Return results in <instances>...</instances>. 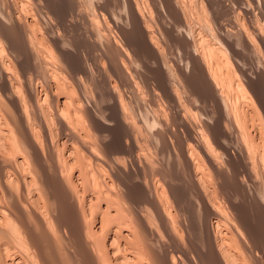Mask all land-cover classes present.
Returning a JSON list of instances; mask_svg holds the SVG:
<instances>
[{
	"label": "bare ground",
	"instance_id": "6f19581e",
	"mask_svg": "<svg viewBox=\"0 0 264 264\" xmlns=\"http://www.w3.org/2000/svg\"><path fill=\"white\" fill-rule=\"evenodd\" d=\"M5 1L0 0V44H1L2 40H5L7 42V38H6L7 35H4L5 33H3V30H6L4 28V27H6L5 24L11 23L12 26H14L16 29L19 30L18 36H20V38L23 39V45H21L22 47L18 46V50L21 48V50H23L25 52L24 54H26V56H28V62H29V64H27L28 67L29 68L30 67L35 68V70H36L37 64H39V65L41 64L39 66L41 68L43 66L47 65V64L43 65V62H44V60H45V62H47L46 61L47 58H45V54H46V52H48V50L46 52L44 50L45 54H43L41 52V51H43V48L45 49V46L41 45V44H44L43 43L44 38H40V35L38 36V34H37V33H39V32H37V30L40 28H38L36 30V27L39 24L38 19H40V18L37 19V17H40L41 15L39 16V14H38V16H37V14H33L34 16L33 15H32L33 17L30 16V17H32L30 19L28 17H25L28 14L24 15V12H25V11H23L24 9H22V11H21V12H23V14L18 10V7L15 6L16 3L14 4V7L11 5L10 9H9L8 8L9 3H7L8 0L6 2ZM114 1H112V2H114ZM190 1H193V0H190ZM197 1L198 0H196V2ZM206 2H205V4H206ZM5 3H6V5L8 4L7 5L8 7L5 5ZM12 3L13 2H11L10 4H12ZM119 3L121 4V7H119L120 11L118 12V14H114V16L118 17L117 15H119L120 18L119 17L118 18L122 19L123 18L122 15H124L126 17V19H125L126 21H128V20L130 21L132 18V20L135 21V23H137L138 29L141 30L140 33L144 37V42L146 43L145 46L147 45L149 48V55L148 54H146V55H148L149 56L148 58H150L151 60L148 59V62L152 61L153 65L156 66V68L152 67L154 69V71H156V73L154 72V77H152V80L155 78L154 80L156 82H158L157 84L155 83L157 86H154V87H156V88L158 87V89H160V91L162 90V92L159 91V93H158L159 97H160V93H161V97H163V98L166 97L170 101V103H172V105L176 106V108L178 110V112L177 111L176 112H177V114H179V116L183 120V122H184L183 124H185V126L182 125L184 127L183 131H184V133L187 134L186 137H188V139L185 137L186 138L185 140H187L189 142H190V140L194 141L195 143L197 142V143H199L200 147L203 149V148L208 147L206 145H208V139H210V138H208V134H209L208 132H210L211 133L210 135H211V137H213V139H215V142L217 141L218 143H226L227 140L229 139V135L231 134L230 124L232 122H234L236 124L235 129L238 128L237 129L238 133H239L238 137L241 136L239 138H242L241 139L242 141L241 140L240 141L242 143H244L246 145L248 151H250L249 155L251 154L252 151L257 153L260 149L259 145H261V143L262 144L264 143V120H262V119H264V113H263L264 112V102L261 99V96L259 95V93L256 92L258 90L257 87L259 86L256 84H258V83H254L256 86V88H255V86L253 84V82H255V81H251L249 76L247 78L246 74L243 73V75L247 78L245 80L247 82H245V83H248L250 85L249 89H251L254 92V94H256V96L258 98V102H256L257 100H255L254 97L251 98L253 100H250V99L247 100L248 96L246 95V93H248V92H244V91H245V88H248L247 87L248 85H243V82H241L239 80H238L239 81L238 82L236 80V77H234L236 74V70H234V68H235L234 66H233L234 68L232 67V65H234V62L233 63L231 62L230 56L228 55L229 58L227 60L224 58L223 52L226 51L225 50L226 45L228 44V45H230V47H232V45H233L230 43L231 42L230 41L231 40L230 39L231 34L229 32H227L228 31L227 29L230 26L229 27L227 26V28H225L226 27L225 25H224L225 26L224 27L223 24H217L218 30L216 28H214L215 26L213 27L212 25L214 22L216 23V20H218L216 17L217 15H216L215 16L216 20L212 21L213 23L210 21V19H209L210 17H208V20H206L204 18L203 20H206V21H205V25L202 27H203V29L206 28L205 29L206 31L203 29L200 31L198 30V33L196 34L195 33L196 30L194 31L196 26L194 27V29H192L191 26L189 25L188 21L190 18L192 19V17L189 18V12L186 9V7H188V6L193 7L196 5L190 6V5H192V4H190L187 6L186 2H185V7H184L182 4L183 1L181 2V0H162V2H161L162 6H164V8H165L164 11H166L165 15L172 16L171 20L176 21V25H178L177 26L178 32L180 31L181 33L182 32L185 33L184 41H182V42H184L183 45H185V47H183L181 45L183 48H181V46H179L180 47L179 49L181 50L182 53L184 51V54H185L184 59H186V61H187L186 63L185 62L184 63L186 64L187 71L188 70L192 71V68L195 70V68L198 66L200 75L205 77L204 80H207L205 82H206V85H208L210 88L209 92H212V95H211L212 98L211 99L215 100L217 103V106H216L217 109L215 108L217 110L216 113L218 112V114H220L221 118H223V120H224V123H222V124H224L223 125L224 135H223V137H220L222 139H221V141H219L217 139V137H219V136H216L217 132L214 133L211 130L212 128H210V125H209L210 123L204 122L209 118H207L205 120L203 119L204 120L203 122L205 123V125L201 121L204 126H201V128L199 127L200 129H197L198 127H196V128L194 127L195 124L192 123V122H194L193 120L190 122V120L193 118L192 113H194L192 109L195 106L194 104L196 103V102L193 103L192 101H194L195 98H193V96H191L192 95L191 93H187V91H186L187 85L186 86L182 85V87L178 86L183 82V79L181 78L183 76V70L181 68H183L184 66L181 65L182 67L180 68V66H179L180 64H176V65L173 64L172 65L170 62H168L167 53L165 50V46L163 45V42L167 41L166 38H167V36L169 37V35L168 34L166 35V33L169 30L167 28L166 29L168 31L165 30L163 28V26L162 27L157 26L158 30L154 27V24H153V22H154L153 18L154 17L152 18L154 11H153L152 5H149L146 2V0H119ZM190 3H192V2H190ZM200 3H201V0H200ZM24 4L21 5L22 8L24 7ZM208 4H206V5H208ZM37 5H36V8H38ZM157 5L159 6V2ZM26 6H28V5H26ZM205 6L202 7L201 9H203V10H205V12H207L206 10L208 9V7L206 9ZM210 6H212V5H210ZM11 7H13V8H11ZM25 10H27V7ZM36 10L37 9H35L34 13H36ZM38 11L42 12V10H40V8ZM191 11H190V13H191ZM27 13H28V11H27ZM44 13H46V12H44ZM212 13H214V11ZM215 13L218 14L217 12H215ZM50 14H51V12H50ZM163 15H164V13H163ZM191 15H193V13ZM197 15H198L197 16L198 19L196 17L195 18L201 22V20H199V17H200L199 14H197ZM44 17H45V15L43 16V19H46ZM193 17H194V15H193ZM205 17H207V16H205ZM90 18H92V17H90ZM36 19L38 20V22ZM93 19L95 20V18L90 19L92 31H91V29L87 30L86 37L94 34L93 37L95 39H93V40H95V45L98 46L99 47L98 49H100V51H101L102 56H99V57H103V64H102V62H100L101 64L98 65V63L96 62L98 65L97 69L95 68L96 65L95 66L91 65L90 60H89L90 65L88 63L86 64V63L82 62V60H81L82 58L81 59H79L80 57L78 58V54H80V53H78V51H80L79 49H81V48L75 49L70 43L69 47L71 45L73 49L72 48L69 49L68 44L65 43L66 42L65 37L63 39V36L59 37L58 35L57 36L53 35L54 37H56V39H52L53 37L49 38V39H52V40H49L52 42L56 40L55 43L54 42L53 43L56 46V48H54L55 49L54 51L57 52V54H55V55H58V56H54L53 58L57 57V61L59 63L60 68L62 67V69H66V72H68V71L71 72V74L73 75L72 76L73 78H71V79L74 80L73 81L74 83H72V82L71 83H72V85L75 84V88L76 87L77 88L82 87L81 91H84L83 92V95H84L83 98L76 96V97H78V99H76L74 96L78 93L77 90H76V94H75V90H73V89L71 90V89H69L70 87L64 86L65 83L63 81L62 82L64 84L61 83V80L59 79V74L61 73L62 69L60 70V68L58 66H57L58 70L55 69L56 73H54V74H56L55 76L58 78V81H56V79H55L56 77H55L54 78L55 80L53 79L52 83L49 82L50 84H49L48 88L50 91L48 92L46 90V94L44 95L43 98H40L41 96L38 97L39 95L37 96V93H36L37 88H35V86H34V78L33 77H35V76H33L34 75V73H32L33 71L30 72V75L27 74L28 75L27 76L25 74L24 70H22L24 72H18L20 70H17L18 68L16 66V61H17L16 59H15V62L13 63L14 58H12V64H10L11 62L9 64L6 62L5 55H6V53H8V52H6V50L8 48L12 49L13 46H11V44H8L9 47H7V49L5 48L6 45L5 46L3 45V47L0 48V84H1L0 86H2V88H3L2 89L3 93L2 92L1 93L4 94L3 97L0 96V97H2V98H0L1 99L0 101H1V104L8 106V108H9L10 104L13 107V110L11 107L9 108L10 110H12L13 116H11V115L7 116V114L4 111H3V114L5 113L6 116H5V114L2 115L1 111H0V264H58L61 262L60 259H59L60 261L58 262V260H56L57 256L55 257L53 254H51V258H50V254H49L48 259H46L47 258L46 253H47L48 249L50 251V246L48 244L51 245L52 243H55L56 241L64 240L65 237H62V235L64 233H67V232H64V230H65L64 227H63L64 230L62 231L64 233L58 232V230L61 229V228L59 229V227L62 225L61 217H65V216L64 215L63 216L57 215L58 217L57 216L55 217V215L53 216L51 214V212L48 211L49 208H47L50 204L54 205L55 209L57 207V209L60 210V214H61L62 209L66 208L65 210L63 209V212L64 211L67 212L66 213L67 221H69L68 219H70L72 221V223L75 222L74 224L77 225L76 228H77L78 232L81 233L80 234L81 239H78V236H77L78 242L75 243V246H76L75 248H77L76 251H74V246L72 249H70V246H69L68 250H70L72 252V256H73V254H75L76 256L79 257V259H78V257H77V259H78V261L80 260L79 261L80 264H178L177 262L180 261V260L179 261L176 260L175 256L173 254H170L169 250H168V247H169L168 245H171V244H168V242H171V240H173V239H175V241L173 240L174 245H176L177 243L183 245L182 242H180L181 240L179 239V235H178L179 231L177 232L176 231L177 229L175 228L176 227V220H175L173 214L171 213L172 211H170L169 210L170 208L169 207L167 208L166 207L167 205H164V203H162V199H160V197H158L159 191L158 190L154 191V189H152V185L154 183L153 184L150 183V182H152V180H150V182H149V178H150L149 176L150 175L148 176L146 174V171H145L146 167L144 166V164L143 165H142V163L140 164V159H139V164H138L139 166H141L140 170L145 171L144 174H142V175H141L140 170H138V172L137 171L134 172L133 167H131L132 170H130L128 165L124 164L125 161L122 160V158L124 156L121 158L119 156V153L120 152L125 153L127 151V154H128V152L132 154V158L134 157V155L137 156L138 153L136 154V152H137L136 150L138 149L137 147L139 145L136 144V142L134 141L136 138L135 139L133 138V134L135 135L137 128H138L137 130H140L139 125L136 128V125L138 124L137 121L139 122V120H140V122H144L145 125L149 126L150 128L155 127L156 132H153L151 134L155 138L154 140H156L157 142L159 141V143H163L165 141V140L163 141V139L165 137L161 139V136H162L161 133H164V134L166 133L165 136H167V134L169 133V135H172L171 137L174 138L178 133H181L182 130L180 129L178 131L175 128L171 129V127H170L171 122L168 121V120H170V118L167 120L163 115V112L166 111L165 109L167 107L169 108V105L165 104V100H167V99L163 100V98H161L164 102V109L162 108L163 104L161 101L159 103L162 104V107H161V105H159V104L157 105L156 103H155L156 105H154L153 102L152 103L150 102V104L147 105L148 102L146 104V101H144L146 104L145 105L143 101H140L138 99V98H141V97H139V95H138V98L136 99L139 102L135 101V98L137 97L136 95L138 94V92L136 94V91H134V89H137L136 81L138 82V80L134 76V74L137 72L134 70L136 68H134V69L132 68V66H133L132 62H134V61H131V59L133 60L134 56L132 55L133 58H131L132 52L130 51V47H128L126 44H124L125 42H122L123 36L122 37L119 36L118 33H117V36H116V34L111 33L110 28H107V30L109 29L108 32L106 31L105 28L103 29V26H102V24H100L98 17H97L96 21H94ZM132 20H131V22H132ZM171 20H170V22H171ZM46 21H48V20H46ZM118 21L120 22L121 20H118ZM165 22H164V24H165ZM192 22H193V20H192ZM122 23H125V22H122ZM161 23H163V22H161ZM174 23H169V24L174 25ZM217 23H218V21H217ZM186 24L189 25L190 27L187 28ZM203 24H204V22H203ZM100 25L102 26V28L100 27ZM185 26L187 28L186 32L184 30L185 28L183 29V27H185ZM120 27H122V26H120ZM62 28H63V26H62ZM168 28H169V25H168ZM215 29H216V31H215ZM246 29H248V28H246ZM41 30H46V29H41ZM122 30H123V28H122ZM140 30H138V31H140ZM176 30L177 29L175 27V31ZM255 30H256V28L254 29V31H251V30L250 31H251V33L252 32L254 33ZM257 30H259V29H257ZM90 31L92 32V34L90 33ZM242 31H245V30H242ZM250 31L248 30L249 34H251ZM260 31H262V29ZM178 32H177V35H179ZM210 32L213 34L212 35L213 40L209 37ZM169 33H171V32H169ZM175 34H176V32L174 33V35ZM182 34L179 36H183ZM237 34H238V32H237ZM245 34H248V33H245ZM249 34L247 36L245 35L244 37H246L249 40V42H252L250 39H252V40L255 39L256 37L253 38V35H255V34H253V35L251 34L252 38H251V35H249ZM261 34L262 33L260 32V35ZM47 35H48V33H47ZM59 35L61 36L62 34H59ZM240 35H242V34H240ZM258 35H259V33H258ZM42 36H43V34H42ZM64 36H65V34H64ZM175 36H174V38H175ZM248 36H250V39L248 38ZM262 36H263V34H262ZM24 37L27 38L26 41L24 40L25 39ZM93 37H91V38H93ZM176 38H177V36H176ZM176 38H175V40H176ZM246 38H244V39L246 40ZM45 39H46V37H45ZM240 39H239V41H241ZM62 40H64L65 42H62ZM93 40H91V41H93ZM181 40H183V39H181ZM232 40H235V39H232ZM263 41L264 40L262 39V45H264ZM37 42L39 44H37ZM144 42H143V44H144ZM225 42H227V44ZM233 42H236V41H233ZM178 43L180 44V41ZM238 43L241 45L240 42H238ZM242 44H243V42H242ZM39 45H41L43 47L41 48ZM236 45H238V44H236ZM252 45H254V44H252ZM248 46H251V44H249ZM81 47H84V46H81ZM255 47H256V45H255ZM245 48H246V46H245ZM46 49H48V48L46 47ZM227 49H229V48L227 47ZM233 49H234V47L231 50H233ZM235 49H237V48L235 47ZM14 50H16V49L14 48ZM21 50H19V51H21ZM256 50H257V48H256ZM23 51H21V52H23ZM235 52H236V50H235ZM235 52H234V54H235ZM12 53H13V51L11 52V54ZM15 53H17V51ZM49 53L53 54L52 49L48 52V55H49ZM72 53H74L75 56H77V57H74V56L70 57V54H72ZM112 53H114L115 55L112 56ZM225 53H227V51ZM239 53H240V51H239ZM239 53L237 52V54H239ZM231 54H232V52H231ZM95 55H96V53H95ZM12 56H14V55H12ZM49 56H51V55H49ZM87 57L88 56H86V58ZM181 57H183V55ZM8 58L11 59L10 56ZM88 59H87V61H88ZM134 59L136 61V58H134ZM179 59H180V57H179ZM47 60L49 61L48 63L51 65L50 62H52V61L50 59H47ZM234 60H232V61H234ZM145 61H146V58H145ZM145 61H142V63ZM18 64H20L19 60H18L17 65ZM21 65H23V62ZM146 65H147V67L149 66L147 63H146ZM153 65H150V66H153ZM194 65L195 66L197 65V66L194 68ZM92 66H94V67H92ZM99 66H100V68H98ZM142 66L145 67V65H142ZM150 66L148 68H150ZM42 69H44V67ZM95 69L98 70L97 73H95V71H94ZM15 70H17V71L15 72ZM29 71H31V69ZM151 71L152 70H150V73H151ZM42 72H40V73H42ZM26 73H28V72H26ZM48 73L50 75L49 71H48ZM188 73H191V72H188ZM259 73L264 75V70L258 71V74ZM21 74L26 75V76L24 75V78H25L24 82H22L23 76L20 77ZM35 74L37 75V72ZM98 74H99V76H98ZM151 74L153 75V72ZM255 74H257V73H255ZM86 75H90L89 77H92V79L91 78L90 79L94 81V84L97 87L100 84L102 86L106 85V88L108 87V89L110 90L108 93L109 95L107 94V96H106V94H104V95L100 94V95H97V96H99V97H97V99L95 97L94 98L96 101L101 103V105L102 104L107 105V102L110 100L111 101L110 104L111 103L113 104L112 107L113 108L115 107L114 108V111L116 114L115 117H113V116H111V117L107 116L106 117L102 111L97 112V110H99L100 108L96 109V107L99 106V103L96 102L95 100L94 101L96 103L95 102L94 103L96 105V107H95L96 112L94 111V109L89 108L94 103H90L91 104L90 106H87L88 103L85 105V103H84L86 100L85 98L87 97V99H88V89H87L86 85L84 86V79L83 78ZM249 75H251V74H249ZM262 75H260V77H262ZM67 76H69V75H67ZM38 78H39V74H38ZM38 78H36V79H38ZM172 78L177 79V81L179 79L180 80L182 79V82H180V84L176 85V83H178V82H174L172 80ZM68 79H70V78H68ZM68 79H66V80H68ZM87 79H88V76H87ZM258 82L260 83L259 80H258ZM262 82H264V79L262 80ZM47 83H48V81H47ZM72 85H71V88H72ZM137 85H138V83H137ZM243 86H245V87H243ZM261 86L262 87H260L259 89L264 88L263 85H261ZM88 88L91 89V87H88ZM100 89H101V87H100ZM153 89L155 90V88H153ZM255 89H257V90H255ZM189 90H191V89H189ZM137 91H138V89H137ZM124 92L125 93L130 92V94L132 95L130 102L126 100V97H125L126 95L123 94ZM154 92H156V90ZM206 92H208V91H206ZM260 92H261V90H260ZM1 93H0V95H1ZM152 93H153V91H152ZM152 93H150V95ZM196 93H197V91H196ZM79 95L82 96V94H79ZM150 95H148V96H150ZM158 95H157V97H158ZM159 97H158V99H159ZM190 97H192L191 100H190ZM196 97L198 98V95ZM208 97H210V96H208ZM250 97H252V96H250ZM91 98L92 97H90V99ZM151 98H152V96H151ZM153 98H154V95H153ZM127 99H129V98H127ZM192 99H194V100H192ZM91 100H93V98ZM202 100H200L202 103L208 102L205 99H202ZM88 101L90 102V100H88ZM169 101H167L166 103H168ZM128 102H129L130 107L134 102H136L138 104L140 102H143L142 104H144V106H145L144 107L145 109H144L143 107H141V105H140L141 103L139 104V106H138V104H136L138 106V108H137L138 112H136V110H135V112L137 113L136 114L137 116L135 117L136 119L134 118L135 121H133V119H131L133 116H131L129 114L131 116L130 117L127 114L128 113L127 112L128 111L127 110V106H128L127 103ZM245 103L246 104L249 103V105L247 106V109L244 105ZM199 104H201V103H199ZM207 104H205L204 108L207 106ZM106 105L104 107H106ZM133 105H135V104H133ZM166 105H168V106H166ZM202 105L203 104H201V107H202ZM47 106L51 107V109L54 110L55 114L53 115V118L56 115L57 119H59L60 129H62V131H64V133H65L64 136H66V138H64V141H61L62 142L61 144L63 145V147L67 153V155L65 157L66 159H64V161H61L60 159L59 160L54 159L55 156L53 155L54 156L53 157L50 154L51 152L49 154H46L45 150L43 149L42 143H38V141L36 140L37 136H34V135H36L37 132L36 133L34 132L35 129H34L33 123H32L30 118H32L34 115H37V117L35 116L36 117L35 119H38L39 123H41V124L45 123L44 125L48 124V126H49V122H51V121H49V119H51V118H49V116L47 115L48 114L46 111ZM110 106H108V107H110ZM258 106H260L262 108V111L258 112V110L261 109ZM0 107H2V106H0ZM196 107H197V105H196ZM29 108H32V109L34 108L36 110L35 113H33V111H32V114H33L32 117L29 116L30 115L29 113H31V110H32V109H30V112H29L28 111ZM134 108H135V106H134ZM134 108H132V109H134ZM248 108H250V109L260 108V109H257V112L259 114L258 117H259V119L262 117L263 118L260 119V122L257 120V122H259V123H257L255 121L256 118L253 119L254 118V114H253L254 111L252 113V112H250V110L248 111ZM101 109H102V107H101ZM108 109L112 110L111 108H108ZM205 110L208 111V108ZM114 111L112 113L113 115H114ZM131 111H133V110H131ZM167 111L164 113V114H166V116H167V114H169ZM190 111H192V113ZM8 112H10V111H8ZM96 113H98V114H96ZM129 113H131V112H129ZM177 114H175V115H177ZM256 114L257 113L255 111V116H256ZM193 115L195 116V113ZM167 117H169V116H167ZM174 117L177 118V120H178L177 116H174ZM213 117H215L214 114L212 116V119H213ZM138 118H139V120H137ZM200 119H201V117H200ZM33 121H35V120H33ZM75 121L76 122L78 121V123L84 122V124H87L89 127H91L92 129H95V130L96 129L99 130L98 127L102 126V125H100L101 122H103L107 125L108 124L111 125V122H113V121L115 122L114 124H117V125H120L119 123H122L126 127L125 128L126 131L125 130L124 131L127 132V134L125 135L127 137V140L125 139V141H124L123 139H119L117 142H119L120 144L115 143L116 145L115 144H114V146L110 145L111 147L108 148L105 144V140L102 142L103 137H100L102 135H99L102 131L98 132L96 130L98 133L97 136L100 137V138L99 137L97 138L98 143H95L94 140H93L94 143H92V142L89 143L87 141H89L90 139L87 140L85 138L86 136H82L80 134V132H78V131H76V129H74L75 125H73V124H76ZM195 122H197V121L195 120ZM51 123L53 124V122H51ZM52 124H50V125H52ZM179 124H176V126ZM202 124H200V125H202ZM173 126H174V124H173ZM251 126L253 128L256 126V128L254 129L253 132L250 128ZM41 128H43V127H41ZM218 128L222 130V125L219 124ZM102 129H104V128H102ZM232 129H234V128H232ZM106 131H108V130H106ZM106 131H105V134L107 133ZM110 131H112V130H110ZM138 132H140V131H138ZM50 134H49L50 135L49 137L53 138L52 135H54V134L52 132H50ZM86 134H88V133H86ZM102 134H104V133L102 132ZM136 135H135V137H136ZM178 135H180V134H178ZM210 135H209V137H210ZM220 136H222V134ZM107 137L108 136H106L105 138H107ZM171 137H168V140L170 141V139H171V142L175 143L174 142V141H176V140H174L175 138L172 139ZM137 138H138V136H137ZM165 139H167V138H165ZM136 141L138 142V139ZM124 142H125V145H124ZM166 142L167 141H165L164 143H166ZM171 142H169V143H171ZM178 142H179V139H178ZM209 142L211 143V141H209ZM205 143H207V144H205ZM257 143H259V144L257 145ZM254 145L256 146V148ZM57 147H59V146H57ZM174 148H175V146H174ZM209 148H210V144H209ZM206 149H208V148H206ZM206 149H204V150L207 151ZM119 150H122V151H119ZM124 150H126V151H124ZM187 150H189V149H185V151H187ZM175 151H176V149H175ZM59 152L61 153V150ZM184 152H180V153H182V155H181L182 159L184 161H186L185 163L186 164L188 163V165H190V160H191V164H193V168H191L192 167L191 166L190 169H193V171L196 172V170L194 169V168H196V166H194V164H195L194 162H196V161L193 162V159H195V158H191L190 153L186 152L187 154H185ZM254 152H252V153H254ZM57 153H58V151H57ZM128 155H130V154H128ZM58 156L60 157V155H58ZM262 156L264 159V155H262ZM164 157L165 156H163L162 158H164ZM192 157H194V156H192ZM251 157H252V155H251ZM137 159H138V156L135 157V159L133 158V161L135 160V162H136ZM253 160L254 159H252V161ZM178 161H180V163H181V159L180 160L178 159ZM178 161H177V163H179ZM252 161L250 163H252ZM261 161H263V160H261ZM150 162H151V160H150ZM185 163H184V165H186ZM263 164H264V161H263ZM148 165H150V167H153L155 164L152 165V164L148 163ZM148 165H146V166H148ZM251 166H253V165L251 164ZM255 169L257 170V168H255ZM263 169H264V166H263ZM143 171H142V173H143ZM251 172H253V170ZM253 174H256V173H253ZM253 174H252V178L255 177V176H253ZM199 177H201V175ZM197 178L198 177H196V179ZM254 179H256V177ZM250 180H253V179H250ZM263 180H264V178H263ZM197 181H198V185H199V190L201 191V194H199V192H198V195H199L198 198L202 202V205H203L202 208L203 207L207 208V210L206 209L205 210L208 212H209V210H211L212 215H220L219 214L220 210L218 208L219 205L215 206L214 203L216 204V202H214V200L212 202V200L210 199V197H214V196L212 195V193L209 194L210 192L209 193L207 192L209 189L206 191L205 182L203 181V179L200 178V179H197ZM257 181H259V180H257ZM195 182H196V180H195ZM262 182H260V183H262ZM257 183H259V182H257ZM196 184H197V182L195 183V185ZM150 185H151V187H150ZM168 186H170V185L168 184ZM154 188H156V187H154ZM160 194H162L161 191H160ZM196 194H197V192H196ZM209 195H212V196H209ZM171 196H173L172 198L174 199V202L171 205H176V206L180 205L179 207H181L182 205H181V203H179L180 201L178 202V200H176L175 195L173 194ZM200 201L198 203L201 205ZM179 207H176V208L179 209ZM66 210H68V211H66ZM152 215L156 218L157 224L152 223V220H150L151 217L153 218ZM96 216H98L96 222L92 223L93 222L92 219L95 220L94 217H96ZM219 221L220 220L217 219V224H216L217 228L214 230L211 226H210L211 228L208 226L209 238L208 239L206 238L207 239L206 243H204L202 245L201 249L198 248L199 249V251L197 250L198 251L197 254H199L198 260L203 262V264H245L244 262L243 263L239 262L238 255L232 251L233 249L232 250L230 249L233 247V245H231V242L236 243L234 238H233L234 234L232 233V235H231V233H228L227 231L222 229V227L219 224L220 223ZM68 224H67V227L70 228L72 225L70 224V227H69ZM160 230L164 231L166 234H168V238L165 237L166 235H164V233L161 232ZM60 232H61V230H60ZM70 232H72V231L70 230ZM73 232H75V231H73ZM78 232H77V234H79ZM211 233L214 234L213 237H212ZM89 234H91V236L94 234L96 237H97L96 234H98V238L97 239L95 238L96 239L95 244H94V240H93L94 238L92 237L93 238L92 239L90 237L93 241L92 244H94V246L97 247L96 249L92 248L93 245H91L89 238H88ZM70 235H72V237H73V234H70ZM65 236H67V235L65 234ZM240 236H242V234ZM66 238H69V237H66ZM183 238H182V240H183ZM167 239H171V240L167 241ZM66 240H68V239H66ZM176 240L178 242H176ZM43 241L46 243H44ZM236 241H237V239H236ZM61 243H63V242L61 241ZM71 243H73V242H71ZM67 244H70V243L68 242ZM54 245H56V244H53L54 249H51V250L57 249V247L55 249ZM64 245L62 244L63 249L65 248V247H63ZM177 245H176V247H178ZM59 247H60V245H59ZM183 249L181 252H183V253L187 252L188 253L187 250L183 251ZM235 249H237V248H235ZM206 250H211L212 254L210 255L209 254L210 252L209 251L206 252ZM56 252L58 253V251L57 250L55 251V255L57 254ZM59 252H60V250H59ZM66 253H68V252H66ZM66 253H65V256L67 255ZM187 253H185V254L187 255ZM208 254L211 256V258H209V260L207 259V256H209ZM181 255L183 256L184 254H181ZM190 255H191V253H190ZM190 255H187L186 259L181 260V263H179V264H197L198 260L193 255L192 256H190ZM58 256H59V254H58ZM63 256H64V254H63ZM178 256L180 257L179 254H178ZM67 257H68V255H67ZM63 258L65 259L66 257H63ZM70 258H72V257L69 256L66 259L68 260ZM178 259H181V258H178ZM70 261H72V260L70 259ZM78 261L75 260V263H74V260H73L72 262L74 264H76V262H78Z\"/></svg>",
	"mask_w": 264,
	"mask_h": 264
},
{
	"label": "rangeland",
	"instance_id": "374dc122",
	"mask_svg": "<svg viewBox=\"0 0 264 264\" xmlns=\"http://www.w3.org/2000/svg\"><path fill=\"white\" fill-rule=\"evenodd\" d=\"M2 1V0H1ZM3 1H5V0H3ZM7 1V0H6ZM5 1V2H6ZM15 1V2H14ZM103 1V2H102ZM112 1H114V0H8L7 1V3H9V7L6 5V3H5V5L10 9V6L12 5L13 7H14V4L16 3V5L15 6H17L18 7V10L21 12L22 11V9H24L23 11H25L24 12V15L25 14H28V15H26L25 17H28V18H32L34 15L33 14H37V16H38V14H39V16L40 17H37V19L38 18H40V19H38L39 20V22H38V20H37V22L39 23L38 25H37V27H36V30L38 29V28H40V29H38L37 30V32H39V33H37L38 34V36L40 35V38H44V41H43V43L44 44H41V45H44L45 46V49L43 48V51H41L43 54H45L44 53V50H45V52L48 50V52L52 49V51H53V54L52 53H49V55H53L52 57L51 56H49L48 55V52H46V54H45V58H47V59H50L52 62H50L51 63V65L48 63L49 61L46 59V61L47 62H45V60H44V62H43V65H45V64H47V65H45V66H43L44 67V69H42L41 67H39L40 65L39 64H37V67H36V70H35V68H29L28 67V65L27 64H29V62H28V56H26V54H24L25 52L23 51V50H21V48L20 47H22L21 45H23V39L22 38H20V36H18L19 35V30L18 29H16L14 26H12L11 25V23H7V24H5V26L6 27H4L6 30H3V33H5L4 35H7L6 36V38H7V42L5 41V40H2V42H1V44H0V48L1 47H3V45L5 46L6 45V49H7V47H9V45L8 44H11V46H13L16 50H14V48L12 47V49L10 50L9 48L6 50V52H8V53H6V55H5V59H6V62L9 64L10 62V64H12V58H14L13 59V63L15 62V59L17 60L16 61V66H17V70H20V71H18V72H24L25 71V74L27 75H30V72H32V73H34V75L33 76H35V77H33L34 78V86H35V88H37L36 89V93H37V96L38 97H40V98H43L44 97V95L46 94V90L49 92L50 90H49V88H48V86H49V82H51L52 83V80L56 77L55 75L56 74H54V73H56V70H58L57 68L59 67L60 68V66H59V63H58V61H57V57H55V58H53L54 56H58V55H55V54H57V52H55L54 50V48H56V46L54 45V43H55V41H49V40H52V39H56V37H54V36H59V37H62L63 36V39H64V37H65V41L64 40H62V42H65V43H67L68 44V48L69 49H71L72 48V46L75 48V49H79V48H81V49H79L80 51H78V53H80V54H78V58L79 59H81L82 60V62H84V63H88L89 65H90V63H91V65H96L95 66V68L97 69V66L99 65V64H101L100 62H102V64H103V57H99V56H102L101 55V51H100V49H98L99 47L98 46H96L95 45V40H93V39H95L93 36H94V34L93 35H89V36H87L86 37V35H87V30H89V29H91V21H90V19H92V18H95V20L94 21H96V19H97V17H98V19H99V21H100V24H102V26H103V29L105 28L106 29V31L108 32V30H107V28H110V31H111V33H114V34H116V36H117V33H118V35L119 36H123L122 37V39H123V41L122 42H125L124 44H126L128 47H130V51L132 52L131 53V58H133V56H134V58H136V61H135V59L133 58V60L131 59V61H134V62H132L133 63V66H132V68L134 69V68H136V69H134L135 71H137L135 74H134V76L136 77V79L138 80V82L136 81V86H137V89H138V91H137V89H134V91H136V94H137V92H138V94L136 95L137 97L135 98V101H137V102H139L138 100H136L137 98H138V95H139V97H141V98H138L140 101H146V104H147V102H148V104L147 105H149L150 104V102L152 103H154V105H161V107H162V104H163V109H164V102H163V100L164 99H167L165 96V98H163V97H161V93H160V97H159V95H158V93H159V91H160V89H158V87L156 88V87H154V86H157L156 84L158 83V82H156L154 79L152 80V77H154V72L156 73V71H154V69L152 68V67H154V68H156V66H154L153 65V63H152V61H149L148 62V59L149 60H151L150 58H148L149 56V48H148V46L146 45L145 46V42H144V37L142 36V34L140 33L141 32V30L140 29H138V26H137V23H135V21H133L132 20V18H131V20H132V22H131V20L129 21H126L125 19H126V17L124 16V15H122V19H119L120 17H119V15H117L118 17H116V16H114V14H118V12L120 11V9H119V7H121V4L119 3V0H115L114 2H112ZM154 1V2H153ZM183 1V6L185 7V2H186V5L188 6V5H190V4H192V5H190V6H193V5H196V6H193V7H186V9H187V11L189 12V18L190 17H192V19L190 18H188L189 19V25L191 26V28L192 29H194V27L196 26H198L197 28L195 27V29H194V31H195V33L197 34L198 33V30L200 31V30H202L203 29V27L202 26H204L205 25V21L206 20H208V17H210L209 19H210V21L212 22V21H215L216 20V18H215V16L217 17V19L218 20H216V23L214 22H212L213 23V27L214 28H216L217 30H218V25L217 24H223V26L225 27V28H227V26L229 27L227 30V32H229L231 35H230V43L231 44H233L232 45V47H230V45H228L227 44V42H225L226 44V47H225V50L227 51V53H225V52H223V55H224V58L227 60L229 57H228V55L230 56V60H231V62L233 63L234 62V65H232V67L234 68V70H236V74H235V76L234 77H236V80L238 81H241V82H243V85H248L247 87L248 88H245V91L244 92H248V93H246V95L249 97H247V100H253V99H251V98H253L254 97V99L255 100H257L256 102H258V98H257V96H256V94H254V92L251 90V89H249L250 88V85L248 84V83H245V82H247V81H245L247 78H248V76H249V78H250V80L251 81H255V82H253V84L254 83H258V84H256V85H259L258 87H257V89L259 90H257V89H255V90H257L256 92H258L259 93V95L261 96V99L263 100V102H264V88L263 89H259L260 87H262L261 85H263V87H264V82H262V80L264 79V75H262L261 73H259L258 74V71H263L264 70V45H262V39L264 40V0H201V3H200V0H198L197 2H196V0H193V1H190V0H181V2ZM188 1V2H187ZM195 1V2H194ZM204 3H203V2ZM207 1V2H206ZM209 1V2H208ZM211 1V2H210ZM11 2H13L12 4H10ZM25 4H24V3ZM42 2V3H41ZM146 2L149 4V5H152V8H153V16H152V18H153V24H154V27L157 29L158 27H162L163 26V28L165 29V30H167L166 32V35L168 34L169 35V37L167 36V38H166V40L167 41H165V42H163V45L165 46V50H166V53H167V58H168V62H170L172 65L173 64H180L179 66H180V68L182 67V66H184L183 68H181L182 70H183V76L181 77L182 79H183V82H182V79L179 81H177V79H173L172 78V80L174 81V82H178V83H176V85H178V84H180V82H182L180 85H178L179 87H182V85H184V86H186V91H187V93H191L190 95L191 96H193V98H195V100L194 99H192V100H194V101H192L193 103H195L194 105V107H193V112L195 113V116L193 115L194 113H192V111H190L191 113H192V117L194 118H192L191 120H190V122L193 120L194 122H192L193 124H195L194 125V127L196 128V127H198L197 129H200L201 128V126H204L205 125V123L207 122V123H210L209 125H210V128H212L211 130L214 132V133H216L217 135L216 136H219V137H217V139L219 140V141H221V139L222 138H220V137H223V135H224V131H223V125L224 124H222V123H224V120H223V118H221V116H220V114H218V112L216 113V109H217V103H216V101L215 100H213V99H211L212 97H211V95H212V92H209V90H210V88H209V86L208 85H206V82L205 81H207V80H204V78L205 77H203L202 75H200V72H199V69H198V66L196 67L195 65H194V68H195V70L192 68V71H190V70H188L187 71V69H186V59H184V57H185V54H184V51H183V53L181 52V50L179 49L180 47L179 46H183V47H185V45H183L184 44V42H182V41H184V37H185V33H181L180 31L178 32V25H176V21H174V20H171L172 18V16H168V15H165L166 14V11H164L165 10V8H164V6H162V4H161V2H162V0H146ZM158 2H159V6L157 5L158 4ZM190 2H192V3H190ZM205 2H206V4H208V5H206L205 4ZM218 4H217V3ZM249 2V3H248ZM22 3V4H21ZM39 3V4H38ZM104 3V4H103ZM119 3V4H118ZM189 3V4H188ZM196 3V4H195ZM24 4V7L22 8V6L21 5H23ZM40 6H38V5ZM200 4V5H199ZM220 4V5H219ZM26 5H28V6H26ZM36 5H37V7L38 8H36ZM202 5V6H201ZM206 5V6H205ZM210 5H212V6H210ZM260 5V6H259ZM27 7V10H25L26 9V7ZM200 6V7H199ZM205 6V8L207 9V7H208V9L206 10L207 12H205V10H203V9H201L202 7H204ZM6 7V8H7ZM13 7H11V8H13ZM21 7V8H20ZM30 7V8H29ZM242 7V8H241ZM37 9L36 10V13H34L35 12V9ZM39 8H40V10H42V12L41 11H38L39 10ZM99 8V9H98ZM161 8V9H160ZM204 8V9H205ZM17 9V8H16ZM21 9V10H20ZM34 9V10H33ZM82 9V10H81ZM96 11H95V10ZM190 9V10H189ZM194 11H193V10ZM214 9V10H213ZM216 9V10H215ZM163 12H162V11ZM193 12H192V11ZM214 11V13L215 12H217L218 14H214V13H212L213 11ZM252 10V11H251ZM27 11H28V13H27ZM31 11V12H30ZM96 13H95V12ZM111 11V12H110ZM116 13H115V12ZM190 11H191V13H190ZM204 11V12H203ZM212 11V12H211ZM19 12V13H20ZM44 12H46V13H44ZM50 12H51V14H50ZM81 12V13H80ZM196 12V13H195ZM220 12V13H219ZM224 12V13H223ZM16 13V12H15ZM22 14H23V12H21ZM30 13V14H29ZM42 13V14H41ZM78 13V14H77ZM96 15H95V14ZM158 15H157V14ZM163 13H164V15H163ZM193 13V15H194V17H193V15H191ZM195 13V14H194ZM212 13V14H211ZM48 14V15H47ZM92 14V15H91ZM168 14V13H167ZM197 14H199V20H201V22L200 21H198L197 19H198V15ZM212 16H211V15ZM33 15V16H32ZM45 15V17L44 18H46V19H43V16ZM196 15V16H195ZM209 15V16H208ZM30 16H32V17H30ZM92 17V18H90V17ZM96 16V17H95ZM165 16V17H164ZM167 16V17H166ZM204 16V17H203ZM205 16H207V17H205ZM214 16V17H213ZM220 16V17H219ZM162 17V18H161ZM197 19H196V18ZM247 17V18H246ZM42 18V19H41ZM50 18V19H49ZM169 20H168V19ZM206 19V20H203V19ZM71 19V20H70ZM114 19V20H113ZM161 19V20H160ZM165 19V20H164ZM195 19V20H194ZM46 20H48V21H46ZM53 20V21H52ZM118 20H121L120 22L122 23V22H125V23H120ZM170 20H171V22H170ZM192 20H193V22H192ZM197 20V21H196ZM46 21V22H45ZM55 21V22H54ZM166 21V22H165ZM191 21V22H190ZM204 22V24H203V22ZM217 21H218V23H217ZM220 21V22H219ZM239 21V22H238ZM243 21V22H242ZM130 22V23H129ZM161 22H163V23H161ZM164 22H165V24L167 25H165L164 24ZM174 23V25H171V24H169V23ZM198 22V23H197ZM222 22V23H221ZM224 22V23H223ZM42 23V24H41ZM44 23V24H43ZM53 23V24H52ZM83 23V24H82ZM202 23V24H201ZM69 24V25H68ZM157 24V25H156ZM162 24V25H161ZM192 24V25H191ZM195 24V25H194ZM201 24V25H200ZM216 24V25H215ZM228 24V25H227ZM239 24V25H238ZM245 24V25H244ZM124 25V26H123ZM160 25V26H159ZM165 25V26H164ZM168 25H169V28H168ZM189 25H187L186 24V26H187V28H189L190 26ZM55 26V27H54ZM62 26H63V28H62ZM73 26V27H72ZM102 26L100 25V27L102 28ZM117 26V27H116ZM120 26H122V27H120ZM158 26V27H157ZM186 26L185 27H183V29L185 30V32H186V30H187V28H186ZM193 26V27H192ZM241 26V27H240ZM46 27V28H45ZM96 27V26H95ZM132 27V28H131ZM174 27V28H173ZM175 27H176V31H175ZM206 27V26H205ZM258 27V28H257ZM10 28V29H9ZM49 28V29H48ZM66 30H65V29ZM86 30H85V29ZM122 28H123V30H122ZM167 28V29H166ZM243 28V29H242ZM246 28H248V29H246ZM256 28V30H255V32L253 33V34H255V35H253L252 33H251V31H254V29ZM41 29H46V30H41ZM137 29V30H136ZM206 28H204L203 30H205ZM216 29H215V31H216ZM257 29H259V30H257ZM262 29V31H260ZM49 32H48V31ZM51 30V31H50ZM55 30V31H54ZM114 30V31H113ZM117 30V31H116ZM138 30H140V31H138ZM158 30V29H157ZM230 30V31H229ZM240 30V31H239ZM242 30H245V31H242ZM248 30L250 31V33L253 35V38H255V39H250V36H248V38L252 41V42H249V40L246 38V37H244L245 35L247 36L248 34H249V32H248ZM75 31V32H74ZM91 31H92V29H91ZM90 31V33L92 34V32ZM122 31V32H121ZM206 31V30H205ZM209 31V30H208ZM234 31V32H233ZM247 31V32H246ZM127 32V33H126ZM137 32V33H136ZM169 32H171V33H169ZM176 32V36H177V38H176V36L174 35V33ZM177 32L179 33V35H183V36H179V35H177ZM232 32V33H231ZM237 32H238V34H237ZM242 32V33H241ZM244 32V33H243ZM257 32V33H256ZM260 32L263 34V36H262V34L260 35ZM46 33V34H45ZM47 33H48V35L50 36H48L47 35ZM71 33V34H70ZM245 33H248V34H245ZM258 33H259V35H258ZM42 34H43V36H42ZM59 34H62L61 36L59 35ZM64 34H65V36H64ZM240 34H242V35H240ZM251 34H249V35H251ZM54 35V36H53ZM68 35V36H67ZM213 34L210 32L209 33V37L212 39L213 38V36H212ZM252 35H251V38H252ZM258 35V36H257ZM174 36H175V38H176V40H175V38H174ZM198 36V35H197ZM234 36V37H233ZM262 36V37H261ZM45 37H46V39H45ZM53 37V38H52ZM90 37V38H89ZM91 37H93V38H91ZM182 37V38H181ZM238 37V38H237ZM18 38V39H17ZM25 39V41L27 40V38L26 37H24ZM49 38H52V39H49ZM89 38V39H88ZM171 38V39H170ZM180 38V39H179ZM241 38V39H240ZM244 38H246V40L244 39ZM48 39V40H47ZM62 39V38H61ZM181 39H183V40H181ZM232 39H235V40H232ZM239 39L241 40V41H239ZM49 42H47V41ZM91 40H93V41H91ZM136 40V41H135ZM213 40V39H212ZM248 40V41H247ZM258 42H257V41ZM261 40V41H260ZM9 41V42H8ZM24 41V42H25ZM180 41V44L178 43V42ZM233 41H236V42H233ZM245 41V42H244ZM256 41V42H255ZM143 42H144V44H143ZM176 42V43H175ZM233 42V43H232ZM238 42H240L241 43V45L238 43ZM242 42H243V44H242ZM255 42V43H254ZM71 43V45H70V47H69V44ZM73 43V44H72ZM75 43V44H74ZM79 43V44H78ZM247 43V44H246ZM251 44V46H248L249 44ZM37 44H39L38 42H37ZM52 44V45H51ZM58 44V43H57ZM82 44V45H81ZM84 44V45H83ZM236 44H238V45H235ZM245 44V45H244ZM252 44H254V45H252ZM263 44H264V41H263ZM41 45H39L41 48L43 47V46H41ZM47 45V46H46ZM78 45V46H77ZM244 45V46H243ZM255 45H256V47H255ZM18 46H20L19 48V50H21V51H23V52H21V51H19L18 50ZM81 46H84V47H81ZM181 46V48H183ZM240 48H239V47ZM245 46H246V48H245ZM260 46V47H259ZM46 47L48 48V49H46ZM77 47V48H76ZM227 47L230 49H232L233 47H234V51L233 50H229V49H227ZM235 47L237 48V49H235ZM244 47V48H243ZM83 48V49H82ZM256 48H257V50H256ZM73 49V48H72ZM240 49V50H239ZM243 49V50H242ZM262 49V50H261ZM229 50V51H228ZM235 50H236V52H235ZM13 51V53L11 54V52ZM17 51V53H15V52ZM97 51V52H96ZM239 51H240V53H239ZM250 51V52H249ZM260 51V52H259ZM10 52V53H9ZM55 52V53H54ZM90 52V53H89ZM92 52V53H91ZM178 52V53H177ZM231 52H232V54H231ZM234 52H235V54H234ZM237 52L239 53V54H237ZM95 53H96V55H95ZM17 54V55H16ZM22 54V55H21ZM76 54V55H77ZM99 54V55H98ZM146 54H148V55H146ZM12 55H14V56H12ZM16 55V56H15ZM88 56L87 58H86V56ZM95 55V56H94ZM115 54L114 53H112V56H114ZM133 55V56H132ZM180 55V56H179ZM183 55V57H181ZM233 55V56H232ZM237 57H236V56ZM10 56L11 57V59L10 58H8V57ZM77 57V56H75V54L74 53H72V54H70V57ZM97 56V57H96ZM136 56V57H135ZM52 59H51V58ZM179 57H180V59H179ZM234 57V58H233ZM89 58V59H88ZM99 58V59H98ZM101 58V59H100ZM145 58H146V61H145ZM184 60H183V59ZM10 61H9V60ZM55 59V60H54ZM87 59H88V61H87ZM235 59V60H234ZM18 60H19V62H20V64H18L17 65V63H18ZM91 62H90V61ZM182 60V61H181ZM232 60H234V61H232ZM138 61V62H137ZM141 61V62H140ZM142 61H145L149 66L150 65H153V66H150V68H148L147 67V65H146V63L145 62H143L142 63ZM22 62H23V65H21L22 64ZM25 62V63H24ZM90 62V63H89ZM94 62V63H93ZM98 63V65H97V63ZM185 62V63H184ZM239 62V63H238ZM54 63V64H53ZM56 63V64H55ZM152 63V64H151ZM26 64V65H25ZM140 66H139V65ZM25 65V66H24ZM49 65V66H48ZM137 65V66H136ZM142 65H145V67L144 66H142ZM182 65V66H181ZM236 65V66H235ZM244 65V66H243ZM58 66V67H57ZM94 66H92V67H94ZM39 67V68H38ZM50 67V68H49ZM139 67V68H138ZM147 67V68H146ZM246 67V68H245ZM38 68V69H37ZM64 68V67H63ZM98 68H100V66L98 67ZM29 69H31V71H27V70ZM48 69V70H47ZM56 69V70H55ZM62 69V67L60 68V70ZM94 70L95 71V73H97V71L98 70ZM149 69V70H148ZM198 69V70H197ZM17 70H15V72L17 71ZM22 70H24V71H22ZM55 70V71H54ZM150 70H152L151 71V73L153 72V75L150 73ZM156 70V69H155ZM238 70V71H237ZM258 70V71H257ZM43 71V72H42ZM46 71V72H45ZM48 71L50 72V75H49V73H48ZM68 71V70H67ZM245 71V72H244ZM252 71V72H251ZM17 72V73H18ZM26 72H28V73H26ZM37 72V75L35 74ZM40 72H42V73H40ZM52 72V73H51ZM69 72V73H68ZM68 72H66V69H62L61 70V73L59 74V79L61 80V83H65V85L64 86H68V87H70L69 89H73V90H75V94H76V90H77V94L74 96L76 99H78V97H80V98H83V92L84 91H81L82 89V87L81 88H75V84H73L72 85V83H74L73 81V79H71V78H73L72 76V74H71V72L70 71H68ZM139 72V73H138ZM188 72H191V73H188ZM239 72V73H238ZM187 73V74H186ZM194 73V74H193ZM243 73L244 74H246V77L243 75ZM255 73H257V74H255ZM24 74V75H25ZM38 74H39V78H38ZM45 74V75H44ZM49 76H47V75ZM65 74V75H64ZM137 74V75H136ZM190 74V75H189ZM248 74V75H247ZM249 74H251V75H249ZM24 75H22L21 74V76L20 77H22L23 78V80H22V82H24L25 80V78H24ZM25 75V76H26ZM27 75V76H28ZM54 75V76H53ZM67 75H69V76H67ZM97 75V74H96ZM152 75V76H151ZM260 75H262V77H260ZM37 76V77H36ZM47 76V77H46ZM87 76H88V79H87ZM90 75H86L83 79H84V86L86 85V87H87V89H88V99H87V97L85 98L86 100H85V105L87 104V106H90L91 104L90 103H94L96 100H95V98L97 99V97H99V96H97V95H100V94H102V95H104V94H106V96H107V94L109 93V89H108V87L106 88V85H104V86H102L101 84L100 85H98V87L94 84V81L93 80H91L92 79V77H89ZM98 76H99V74H98ZM197 76V77H196ZM258 76V77H257ZM188 77V78H187ZM36 78H38V79H36ZM68 78H70V79H68ZM91 78V79H90ZM139 78V79H138ZM141 78V79H140ZM263 78V79H262ZM48 79V80H47ZM56 79V81H58V78L56 77L55 78ZM54 79V80H55ZM66 79H68V80H66ZM82 79V80H83ZM262 79V80H261ZM46 80V81H45ZM89 80V81H88ZM176 80V81H175ZM258 80L260 81V83L258 82ZM47 81H48V83H47ZM63 81V82H62ZM87 81V82H86ZM148 81V82H147ZM203 81V82H202ZM238 81V82H239ZM257 81V82H256ZM37 82V83H36ZM72 82V83H71ZM86 82V83H85ZM63 83V84H64ZM125 83V82H124ZM137 83H138V85H137ZM153 83V84H152ZM156 83V84H155ZM262 83V84H261ZM41 84V85H40ZM155 84V85H154ZM204 84V85H203ZM261 84V85H260ZM1 85V84H0ZM71 85H72V88H71ZM143 85V86H142ZM150 85V86H149ZM153 85V86H152ZM200 85V86H199ZM77 86V85H76ZM208 86V87H207ZM254 86H255V84H254ZM1 88H0V93L3 91L2 89V86H0ZM88 87H91V89L90 88H88ZM100 87H101V89H100ZM155 88V90H156V92H154L155 90L153 89V88ZM192 87V88H191ZM243 87H245V86H243ZM191 89V90H189V89ZM255 88H256V86H255ZM105 89V90H104ZM140 89V90H139ZM150 89V90H149ZM182 89V88H181ZM90 90V91H89ZM92 90V91H91ZM107 90V91H106ZM248 90V91H247ZM260 90H261V92H260ZM129 91V90H128ZM151 91V92H150ZM152 91H153V93H152ZM158 91V92H157ZM196 91H197V93H196ZM206 91H208V92H206ZM91 92V93H90ZM152 93L151 95H150V93ZM160 92H162V90L160 91ZM206 92V93H205ZM3 93V92H2ZM1 93V95L0 96H4V94H2ZM128 93V94H127ZM194 93V94H193ZM211 93V94H210ZM79 94H82V96H80ZM90 94V95H89ZM123 94H125L124 96L126 97V100L127 101H129L130 102V100H131V94H130V92H124ZM144 94V95H143ZM158 95V97H159V99H158V97H157V95ZM210 94V95H209ZM109 95V94H108ZM128 95V96H127ZM148 95H150V96H148ZM153 95H154V98H153ZM156 95V96H155ZM198 95V98L196 97ZM200 95V96H199ZM210 96V97H208V96ZM76 96H78V97H76ZM92 97L93 98V100H91L90 99V97ZM146 96V97H145ZM151 96H152V98H151ZM250 96H252V97H250ZM2 97H0V98H2ZM95 97V98H94ZM127 98H129V99H127ZM161 98H163V100L161 99ZM191 98L192 97H190V100H191ZM142 99V100H141ZM153 99V100H152ZM198 99V100H197ZM202 99H205L206 101H208V102H206V103H202L200 100H202ZM1 100V99H0ZM88 100H90V102L88 101ZM95 100V101H94ZM109 100V99H108ZM88 101V102H87ZM93 101V102H92ZM162 102V104L161 103H159V102ZM167 101H169L168 99L167 100H165V104H168L169 105V108L167 107L165 110L167 111L168 109V113L169 114H167V116H169V117H167L166 116V114H164L165 112H163V115H164V117L168 120L169 118H170V120H168V121H170L169 123H170V127H171V129H173V128H175V129H177L178 131L181 129L182 130V132L181 133H178V134H180V135H176L174 138L173 137H171L172 135H169V133L167 134V136H165V134L164 133H161L162 134V136H161V139L162 138H167V139H163V141L165 140V141H167L166 143H159V141L157 142L156 140H154L155 138L152 136V134L151 133H153V132H156L155 131V127L154 128H150L149 126H147V125H145V123L144 122H140V120H139V118L137 119V120H139V122L137 121V125H136V128H137V126L139 125V129L140 130H137L136 129V133H135V135H136V137H135V135L133 134V138L135 139L134 141L136 142V144H138L139 146L137 147L138 149L136 150L137 152H136V154H137V156H138V159H137V161L135 162V160L133 161V158L135 159V157H137V156H135L134 155V157L132 158V154L131 153H129L128 152V154H130V155H128L127 154V151L126 150H124V151H126L125 153L124 152H120L119 153V156L122 158L123 156L125 157H123L122 158V160L123 161H125L124 162V164H127L128 165V167L130 168V170H132V168L131 167H133L134 169H133V171L135 172V171H137L138 172V170H140V167L141 166H139L138 164H139V159H140V164L142 163V165L144 164V166L146 167V169H145V171H146V174L150 177L149 178V182H150V180H152V182H150V183H154L153 185H152V189H154V191L155 190H158L159 192H158V197H160V199H162V203H164V205H167L166 207L168 208H170L169 210L170 211H172L171 213L173 214V216H174V218H175V220H176V231L178 232V235H179V239L181 240L180 242H182V244L183 245H181V244H179V243H177L176 245L178 246V247H176V245H174V242H173V240L175 241V239H173V240H171V239H167V241L169 240H171V242H168V244H171V245H168L169 247H168V250H169V253L170 254H173L174 256H175V258H176V260H180L179 262H177L178 264L179 263H181V260H183V259H186V257H187V255H190V253H191V255L190 256H194L197 260L199 259L198 257H199V254H197L198 253V251H199V249H201L202 248V245L204 244V243H206V240L209 238V236H208V226L210 227H212L213 228V230L214 229H216L217 228V219H219L220 221V226L222 227V229H224L225 231H227L228 233H231V235H232V233L234 234V240H235V242L236 243H232L231 242V245H233V247L232 248H230L235 254H237L238 255V258H239V262H244L245 264H264V180H263V174H264V169H263V166H264V164H263V161H264V159H263V156L262 155H264V143L262 144L261 143V145H259L260 146V149H259V151L256 153V152H254V151H252V152H254V153H252L251 152V154L249 155V152L250 151H248V149H247V147H246V145L244 144V143H242L241 141V139L242 138H239V137H241V136H239L238 137V135H239V133H238V128L237 129H235L236 128V124L234 123V122H232L231 124H230V127H231V134L229 135V139L227 140V142L226 143H218L217 141L215 142V139H213V137H211V133L210 132H208L207 134H208V138H210V139H208V145H206V146H208V147H206V148H208V149H206V148H201L200 147V145H199V143H195L194 141H191L190 140V142L189 141H187V140H185L186 138L188 139V137H186L187 136V134L186 133H184V127L182 126V125H184L185 126V124H183L184 122H183V120L181 119V117L179 116V114H177V112H178V110H177V108H176V106L175 105H172V103H170V101L168 102V103H166ZM203 101V100H202ZM96 102H98V101H96ZM95 102V103H96ZM110 100L107 102V105L108 106H110V107H108L106 104V107H104L105 105H101V103H99V106H97L96 107V105H95V103L94 104H92L89 108L90 109H94V111L96 112V110H95V107H96V109H98V108H100L99 110H97V112H99V111H102L103 113H104V115L107 117H111V116H113V117H115V111H114V108L112 107L113 106V104L111 103L110 104ZM129 102L127 103L128 104V106H127V114L129 115H131V116H133L131 119H133V121H135V117L137 116L136 114V112H138V110H137V108H138V106H139V104L141 105V107H145L144 106V104H145V102H144V104H142L143 102H140L139 104L138 103H136V102H134L133 104H135V105H131V107L132 108H134V106H135V108L134 109H132L131 107H130V105H129ZM156 103V104H155ZM199 103H201V104H203L202 105V107H201V104H199ZM209 105H208V104ZM215 105H214V104ZM136 104H138V106L136 105ZM145 104V105H146ZM205 104H207V106L204 108V106H205ZM259 104V103H258ZM84 105V104H83ZM98 105V104H97ZM101 105V106H100ZM168 105H166V106H168ZM196 105H197V107H196ZM200 105V106H199ZM245 105V107H246V109H247V106L249 105V103L248 104H244ZM0 106H2V107H0V111H1V114L2 115H4L5 113L7 114V116L8 115H11V116H13V114H12V110H13V107H12V105L10 104L9 105V108L11 107L12 108V110H10L9 108H8V106H5V105H3V104H1V101H0ZM165 106V107H166ZM174 106V107H173ZM193 106V105H192ZM5 107V108H4ZM49 106H47L46 107V111H47V115L49 116V118H51V119H49V121H51V122H53V124L51 123V122H49V126H48V124H46V125H44V124H41V123H39V120L38 119H35L36 117H37V115H34L33 116V114H32V111H33V113H35L36 112V110L33 108H29L28 109V111L30 112V109H32L31 110V113H29L30 115L29 116H33L32 118H30L31 119V121H32V123H33V126H34V132L36 133V135H34V136H37V141H38V143H42V146H43V149L45 150V152H46V154H49L50 152V154L54 157V159H60L61 161H64V159H66L65 157H66V155H67V153H66V150L64 149V147H63V145L61 144L62 142L61 141H64V138H66V136H64L65 135V133H64V131H62V129H60V121H59V119H57V117H56V115L54 116V118H53V115L55 114L54 113V110L53 109H51V107H49ZM92 107V108H91ZM101 107H102V109H101ZM147 107V106H146ZM171 107V108H170ZM258 107H260V106H258ZM107 110H106V109ZM108 108H111L112 110H110V109H108ZM208 108V111L207 110H205V109H207ZM216 108V109H215ZM261 108V107H260ZM260 108H252V109H250V108H248V111L250 110V112H252L253 113V111H254V118L253 119H255V121L257 122V120L260 122V119H262V118H260L259 119V114H258V112L259 111H262V108L260 109ZM145 109V108H144ZM176 109V110H175ZM257 109H260V110H258V112H257ZM6 110V111H5ZM35 110V111H34ZM131 110H133V111H131ZM135 110H136V112H135ZM195 110V111H194ZM204 110V111H203ZM3 111L5 112L4 114H3ZM8 111H10V112H8ZM92 111V110H91ZM106 113H105V112ZM113 111H114V115L112 114L113 113ZM177 111V112H176ZM215 111V112H214ZM255 111H256V116H255ZM50 112V113H49ZM111 112V113H110ZM129 112H131V113H129ZM176 112V113H175ZM53 113V114H52ZM102 113V114H103ZM135 113V114H134ZM174 113V114H173ZM206 113V114H205ZM264 113V112H263ZM6 114H5V116H6ZM96 114H98V113H96ZM108 114V115H107ZM134 114V115H133ZM175 114H177V115H175ZM197 114V115H196ZM213 114L215 115V117H213V119H212V116H213ZM129 115V116H130ZM171 115V116H170ZM36 116V117H35ZM130 116V117H131ZM174 116H177L178 117V120H177V118H175ZM180 117V118H179ZM197 117V118H196ZM200 117H201V119H200ZM53 118V119H52ZM135 118V119H134ZM207 118H209V119H207ZM180 119V120H179ZM205 119H207L206 121H204ZM33 120H35V121H33ZM54 120V121H53ZM195 120L197 121V122H195ZM200 120V121H199ZM262 120H264V119H262ZM182 121V122H181ZM203 122V124H202V122ZM76 122V121H75ZM74 122V123H75ZM201 122V123H200ZM259 122H257V123H259ZM262 122V121H261ZM36 123V124H35ZM83 123V124H82ZM115 122L113 121V122H111V125H107V124H105V123H103V122H101V124L100 125H102L100 128L98 127V129L99 130H97L98 132L100 131H102L104 134H102V132L99 134V135H102V136H100V137H103L101 140H102V142L105 140V144H106V146L108 147V148H110L111 146H114V144L115 143H118V144H120L119 142H117L119 139H123L124 141H125V139L127 140V137L125 136L126 134H127V132H125L126 131V127L122 124V123H119L120 125H117V124H114ZM180 123V124H179ZM198 123V124H197ZM202 124V125H200V124ZM38 124V125H37ZM50 124H52V125H50ZM80 124V125H79ZM104 124V125H103ZM113 124V125H112ZM173 124H174V126H173ZM176 124H179V125H177L176 126ZM197 124V125H196ZM222 125V130L221 129H219L218 128V125ZM73 125H75V128L74 129H76V131H78V132H80V134L82 135V136H86L85 138L88 140V139H90L89 141H87V142H89V143H98L97 142V138L99 137V136H97V131L95 130V129H92L91 127H89L87 124H84V122H80V123H78V121L76 122V124H73ZM80 126V127H79ZM109 126V127H108ZM123 126V127H122ZM180 126V127H179ZM41 127H43V128H41ZM115 127V128H114ZM182 127V128H181ZM200 127V128H199ZM216 127V128H215ZM41 128V129H40ZM51 128V129H50ZM102 128H106L105 130L104 129H102ZM157 128V127H156ZM186 128V127H185ZM214 128V129H213ZM232 128H234V129H232ZM251 128V130H252V132L254 131V129L256 128V126L253 128L252 126L250 127ZM45 129V130H44ZM87 129V130H86ZM114 129V130H113ZM48 130V131H47ZM82 130V131H81ZM104 130V131H103ZM106 130H108V131H106ZM110 130H112V131H110ZM125 130V131H124ZM142 130V131H141ZM237 130V131H236ZM88 131V132H87ZM96 131V132H95ZM105 131L107 132L106 134H105ZM138 131H140V132H138ZM151 131V132H150ZM49 132V133H48ZM50 132H52L54 135H52L53 136V138L52 137H49L51 134H50ZM61 132V133H60ZM92 132V133H91ZM109 132V133H108ZM112 132V133H111ZM125 132V133H124ZM63 133V134H62ZM72 133V132H71ZM86 133H88V134H86ZM96 133V134H95ZM222 134V136H220L221 134ZM238 133V134H237ZM50 134V135H49ZM109 134V135H108ZM111 134V135H110ZM115 134V135H114ZM88 135V136H87ZM105 135V136H104ZM169 135V136H168ZM209 135H210V137H209ZM106 136H108L107 138H105ZM125 138H124V137ZM137 136H138V138H137ZM150 138H149V137ZM182 136V137H181ZM99 137V138H100ZM120 137V138H119ZM123 137V138H122ZM145 137V138H144ZM168 137H171L172 139H174V140H176V141H174L175 143H172L171 142V139H170V141L168 140ZM184 137V138H183ZM186 137V138H185ZM105 138V139H104ZM114 139V140H113ZM138 139V142L136 141ZM153 139V140H152ZM178 139H179V142H178ZM93 140H94V142H93ZM122 140V141H123ZM241 140V141H240ZM115 141V142H114ZM209 141H211V143L209 142ZM169 142H171V143H169ZM184 142V143H183ZM192 142V143H191ZM47 143V144H46ZM56 143V144H55ZM123 144V143H122ZM175 144V145H174ZM205 144H207V143H205ZM209 144H210V148H209ZM259 143H257V145H258ZM46 145V146H45ZM48 145V146H47ZM52 145V146H51ZM111 145V146H110ZM116 145V144H115ZM124 145H125V142H124ZM135 145V144H134ZM192 145V146H191ZM256 145V144H255ZM254 145V146H255ZM256 145V146H257ZM57 146H59V147H57ZM174 146H175V148H174ZM178 146V147H177ZM256 146H255V148H256ZM167 147V148H166ZM177 147V148H176ZM181 149H180V148ZM158 148V149H157ZM179 148V149H178ZM174 149V150H173ZM175 149H176V151H175ZM184 149V150H183ZM185 149H189V150H187V151H185ZM204 149H206L207 151H205ZM61 150V153L59 152ZM160 152H159V151ZM247 150V151H246ZM263 150V151H262ZM57 151H58V153H57ZM119 151H122V150H119ZM134 151V150H133ZM160 153H158V152ZM162 151V152H161ZM179 153H178V152ZM185 151V152H184ZM205 151V152H204ZM245 151V152H244ZM143 152V153H142ZM180 152H184L185 154H187V153H190V155H191V158H195V159H193V162L194 161H196V162H194L195 164H194V166H196V168H194L195 170H196V172H194L193 171V169H190V167L191 168H193V164H191V160H190V165H188V163L186 164L185 162L186 161H184L183 159H182V153H180ZM187 152V153H186ZM56 153V154H55ZM165 153V154H164ZM177 155H176V154ZM192 153V154H191ZM263 153V154H262ZM159 154V155H158ZM163 154V155H162ZM211 154V155H210ZM58 155H60V157L58 156ZM122 155V156H121ZM246 155V156H245ZM248 155V156H247ZM251 155H252V157H251ZM255 155V156H254ZM163 156H165L164 158H162ZM179 158H178V157ZM192 156H194V157H192ZM59 157V158H58ZM62 157V158H61ZM255 157V158H254ZM175 158V159H174ZM180 160L181 159V163H180V161H178V159ZM149 159V160H148ZM177 159V160H176ZM205 159V160H204ZM251 159V160H250ZM252 159H254L253 161H252ZM127 160V161H126ZM150 160H151V162H150ZM216 160V161H215ZM257 160V161H256ZM260 160V161H259ZM261 160H263V161H261ZM147 161V162H146ZM177 161L180 163H177ZM247 161V162H246ZM252 161V163H250ZM127 162V163H126ZM138 162V163H137ZM146 162V163H145ZM175 162V163H174ZM183 162V163H182ZM259 162V163H258ZM262 162V163H261ZM148 163L149 164H152V165H154L153 167H150V165H148ZM158 163V164H157ZM161 163V164H160ZM184 163L186 164V165H184ZM198 163V164H197ZM247 163V164H246ZM133 164V165H132ZM197 164V165H196ZM218 164V165H217ZM246 164V165H245ZM251 164L253 165V166H251ZM126 165V166H127ZM146 165H148V166H146ZM176 165V166H175ZM261 165V166H260ZM139 166V167H138ZM189 168H188V167ZM198 166V167H197ZM202 166V167H201ZM216 166V167H215ZM219 166V167H218ZM256 166V167H255ZM258 166V167H257ZM173 168V169H172ZM198 168V169H197ZM248 168V169H247ZM255 168H257V170L255 169ZM111 169V168H110ZM114 169V168H113ZM150 169V170H149ZM212 169V170H211ZM261 169V170H260ZM263 169V170H262ZM112 170V169H111ZM164 170V171H163ZM199 170V171H198ZM253 170V172H251ZM113 171V170H112ZM141 171V170H140ZM143 171V170H142ZM142 171H141V175L142 174H144V172L145 171H143V173H142ZM234 171V172H233ZM251 173H249V172ZM263 171V172H262ZM162 172V173H161ZM170 172V173H169ZM226 172V173H225ZM195 173V174H194ZM253 173H256V174H253ZM252 174H253V176H255L256 177V179H254L255 177H253L252 178ZM262 174V175H261ZM164 177H163V176ZM188 175V176H187ZM201 175V177H199ZM235 175V176H234ZM250 175V176H249ZM205 176V177H204ZM157 177V178H156ZM182 177V178H181ZM196 177H198L197 179H203V181L205 182V189H206V191L209 193V194H211L212 193V195L214 196V197H210V199L212 200V202H213V200H214V202H216V204L214 203V205L215 206H218V208H219V214L220 215H212V211L211 210H209V212L208 211H206L207 210V208H202V202L199 200V198H198V192H199V194H201V191L199 190V185H198V181H197V179H196ZM204 177V178H203ZM175 179V180H174ZM250 179H253V180H250ZM166 180V181H165ZM195 180H196V182H197V184L195 185ZM257 180H259V181H257ZM162 181V182H161ZM170 181V182H169ZM253 181V182H252ZM263 181V182H262ZM166 182V183H165ZM203 182V183H204ZM255 182V183H254ZM257 182H259V183H257ZM260 182H262V183H260ZM168 184L170 185V186H168ZM161 185V186H160ZM165 185V186H164ZM167 185V186H166ZM198 185V186H197ZM218 186V187H217ZM261 186V187H260ZM150 187H151V185H150ZM154 187H156V188H154ZM171 187V188H170ZM198 187V188H197ZM208 187V188H207ZM257 187V188H256ZM163 188V189H162ZM165 188V189H164ZM263 188V189H262ZM216 189V190H215ZM164 190V191H163ZM198 190V191H197ZM263 190V191H262ZM160 191H161V193L162 194H160ZM168 192V193H167ZM196 192H197V194H196ZM175 195V198H176V200H178V202L179 203H181V207H179L180 205H178V206H176V205H171V204H173V202H174V199L172 198L173 196H171V195ZM196 194V195H195ZM160 195V196H159ZM162 195V196H161ZM212 195H209V196H212ZM168 196V197H167ZM169 198V199H168ZM195 199V200H194ZM167 200V201H166ZM171 201V202H170ZM200 201V203H201V205L198 203ZM169 202V203H168ZM168 203V204H167ZM169 205V206H168ZM48 206V205H47ZM172 206V207H171ZM175 206V207H174ZM198 206V207H197ZM201 206V207H200ZM176 207H179V209L178 208H176ZM200 207V208H199ZM47 208H49L48 209V211L49 212H51V214L54 216L55 215V217L58 215H61V216H65L66 217V213L67 212H63V209H62V211H61V214H60V210L59 209H57V207H56V209H55V206L54 205H52V204H50ZM176 208V209H175ZM203 210H202V209ZM55 209V210H54ZM66 209V208H65ZM64 209V210H65ZM172 209V210H171ZM181 209V210H180ZM206 209V210H205ZM228 209V210H227ZM59 211V212H58ZM66 211H68V210H66ZM53 212V213H52ZM186 215V216H185ZM57 216V217H58ZM153 216V215H152ZM65 217H61V219H62V225L59 227V229L61 230V232H60V230H58V232L59 233H64V232H67V233H64L63 235H62V237H65L64 238V240H59V241H56L55 243H52L51 245L50 244H48L49 246H50V251H49V249H48V251H47V258L46 259H48V255L50 254V258H51V254H53L55 257L57 256V258H56V260H58V262L61 260V262L60 263H58V264H74L75 263V260L76 261H78V259H79V257L78 256H76L75 254H73V256H72V252L70 251V250H68V248H69V246H70V249H72L73 248V246H74V251H76L77 250V248H75L76 246H75V243H77L78 242V239H81V236H80V232H78V230H77V225L76 224H74L75 222H73L72 223V221L70 220V219H68L69 221H67V217L65 218ZM97 217L98 216H96V217H94V219L95 220H93L92 219V223H94V222H96V220H97ZM181 217V218H180ZM150 220H152V223H154V224H157V220H156V218L153 216V218L151 217V219ZM178 221V222H177ZM65 222V223H64ZM64 223V224H63ZM69 223V224H68ZM67 224H68V226L70 227V224L72 225L70 228H68L67 227ZM74 224V225H73ZM76 225V226H75ZM178 226V227H177ZM236 226V227H235ZM238 226V227H237ZM65 228V230H64V228ZM73 227V228H72ZM210 227V228H211ZM63 228V229H62ZM68 228V229H67ZM241 230H240V229ZM64 230V232H62ZM70 230L72 231V232H70ZM77 230V231H76ZM201 230V231H200ZM73 231H75V232H73ZM161 231V230H160ZM233 231V232H232ZM70 232V233H69ZM77 232L79 233V234H77ZM161 232H163L164 233V235H166L165 237H167L168 238V234H166L164 231H161ZM160 232V233H161ZM183 232V233H182ZM237 232V233H236ZM75 233V234H74ZM83 233V232H82ZM65 234L67 235V236H65ZM70 234H73V237H72V235H70ZM162 234V233H161ZM242 234V236H240ZM76 235V236H75ZM97 235V237L93 234L92 236H91V234H89V241H90V243H91V245H93V249L95 248H97V247H95L94 246V244H95V242H96V239L98 238V234H96ZM112 235V234H111ZM181 235V236H180ZM204 235V236H203ZM211 235H212V237L214 236V234L213 233H211ZM75 236V237H74ZM77 236H78V239H77ZM52 237V236H51ZM66 237H69V238H66ZM71 237V238H70ZM94 240V244H92L93 243V241H92V239ZM110 237V236H109ZM183 238V240H182V238ZM96 238V239H95ZM207 238V239H206ZM51 239V238H50ZM66 239H68V240H66ZM71 239V240H70ZM236 239H237V241H236ZM43 240V239H42ZM53 240V239H52ZM61 241L63 242V243H61ZM70 243V244H67L68 242ZM203 241V242H202ZM44 242V241H43ZM67 242V243H66ZM71 242H73V243H71ZM176 242H178L177 240H176ZM175 242V243H176ZM185 242V243H184ZM44 243H46V242H44ZM53 244H56V245H54L55 246V249H56V247H57V251H58V253L55 255V251L56 250H51V249H54L53 248ZM62 244L64 245L63 247H65L64 249L62 248ZM235 244V245H234ZM58 245V246H57ZM59 245H60V247L62 248H60L59 247ZM47 246V245H46ZM183 246V247H182ZM238 246V247H237ZM241 246V247H240ZM181 249H180V248ZM192 247V248H191ZM194 247V248H193ZM197 247V248H196ZM241 249H240V248ZM179 248V249H178ZM184 248V249H183ZM199 248V249H198ZM235 248H237V249H235ZM66 249V250H65ZM177 249V250H176ZM182 249H183V251H185V250H187L188 251V253L187 252H181L182 251ZM195 249V250H194ZM59 250H60V252H59ZM173 250V251H172ZM198 250V251H197ZM68 252V253H66V252ZM196 251V252H195ZM207 251H209L210 253V255L212 254V252H211V250H206V252ZM240 251V252H239ZM194 252V253H193ZM239 252V253H238ZM248 252V253H247ZM65 253L68 255V257L69 256H71L72 258H70L72 261L74 260V263L72 262V261H70V259H66V258H68L67 257V255L65 256ZM185 253H187V255L185 254ZM58 254H59V256H58ZM63 254H64V256H63ZM178 254L180 255V257L178 256ZM181 254H184L183 256L181 255ZM208 254V255H209ZM253 254V255H252ZM255 254V255H254ZM75 255V256H74ZM209 255V256H210ZM53 256V257H54ZM178 256V257H177ZM182 256V257H181ZM209 256H207V259L209 260V258H211V256L209 257ZM60 257V258H59ZM63 257H66L65 259L63 258ZM77 257H78V259H77ZM246 257V258H245ZM49 258V259H50ZM178 258H181V259H178ZM60 259V260H59ZM64 259V260H63ZM245 261H244V260ZM80 261V260H79ZM78 261V262H79ZM248 261V262H247ZM78 262H76V264H80V262L78 263ZM200 262V263H199ZM197 264H203V262H201L200 260H198V263Z\"/></svg>",
	"mask_w": 264,
	"mask_h": 264
}]
</instances>
